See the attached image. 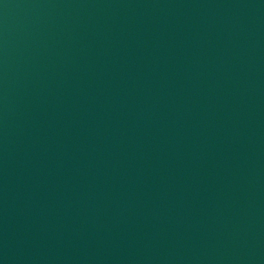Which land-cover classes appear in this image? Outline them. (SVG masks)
<instances>
[{"label": "water", "instance_id": "95a60500", "mask_svg": "<svg viewBox=\"0 0 264 264\" xmlns=\"http://www.w3.org/2000/svg\"><path fill=\"white\" fill-rule=\"evenodd\" d=\"M0 264H264V0H0Z\"/></svg>", "mask_w": 264, "mask_h": 264}]
</instances>
